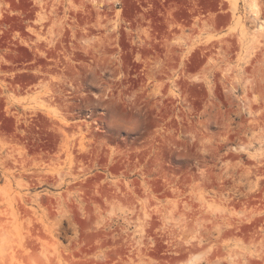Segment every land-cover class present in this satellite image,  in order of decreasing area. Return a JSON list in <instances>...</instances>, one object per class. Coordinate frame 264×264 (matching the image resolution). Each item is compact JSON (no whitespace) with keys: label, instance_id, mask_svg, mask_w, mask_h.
Listing matches in <instances>:
<instances>
[{"label":"rangeland","instance_id":"obj_1","mask_svg":"<svg viewBox=\"0 0 264 264\" xmlns=\"http://www.w3.org/2000/svg\"><path fill=\"white\" fill-rule=\"evenodd\" d=\"M0 264H264V0H0Z\"/></svg>","mask_w":264,"mask_h":264}]
</instances>
